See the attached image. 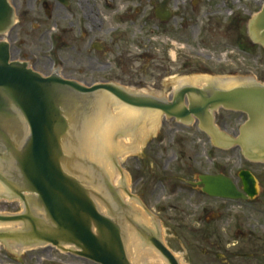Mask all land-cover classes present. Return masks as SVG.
<instances>
[{"label": "water", "instance_id": "1", "mask_svg": "<svg viewBox=\"0 0 264 264\" xmlns=\"http://www.w3.org/2000/svg\"><path fill=\"white\" fill-rule=\"evenodd\" d=\"M10 1L0 0V36L15 26ZM262 8L249 31L264 44ZM157 17L167 19L158 11ZM12 59L11 43L0 41V199H19L25 208L0 212V243L9 251L52 245L97 264H182L132 191L124 165L158 132L160 115L185 124L196 119L212 147L238 146L244 158L264 161V84H185L167 100L114 84L44 78ZM221 107L248 115L240 138L216 126ZM240 176L244 192L224 174L200 175L197 185L210 197L254 199V175Z\"/></svg>", "mask_w": 264, "mask_h": 264}, {"label": "rangeland", "instance_id": "2", "mask_svg": "<svg viewBox=\"0 0 264 264\" xmlns=\"http://www.w3.org/2000/svg\"><path fill=\"white\" fill-rule=\"evenodd\" d=\"M42 1L11 0L12 5L18 8L20 25L23 26L21 29L15 28L4 39L11 42L14 60L30 61L28 58H36L38 64L33 66L37 71L49 74L55 63L54 60L65 58V54H55V57H52L53 47L48 44L46 37L33 35L32 28L25 29L27 23L29 25L36 23L35 17L39 12L44 13L40 8ZM49 1L53 3L56 0ZM79 1L81 3L82 0H74L73 6H78L76 4ZM88 1L98 8L100 18L98 27L102 30L96 38L107 48L108 29L112 27L110 17L115 10L117 12L127 10L134 23L133 35H130V47L135 55L141 52L145 43L148 44L151 52L159 56L165 42L169 43L172 40L169 35L170 27L159 24L155 14L152 13L153 1L159 0ZM235 2V6L241 2V7L245 11L251 10L245 12L247 21L251 20L264 4V0ZM255 4L256 7L253 6ZM59 9L62 10L61 7ZM231 9L232 6L225 13L223 12V18L231 17ZM233 32V36L221 40V45L210 46L196 44L192 34L187 33L193 41L186 42L183 39L176 43V47L183 48L181 52L186 58L191 59V56H194L192 59L211 67L215 72L211 73L210 77L254 78L263 84L264 47L250 41L247 42L249 52H245L234 43H229V39L236 40L237 32L235 30ZM144 36L148 41L143 38ZM173 48L174 46L171 50ZM96 53L94 52L93 55ZM171 57L170 59L175 62L174 49ZM103 59L106 57L103 56ZM78 62L81 61L76 60L77 68L81 65ZM142 64L146 63L137 62L136 67L144 70L145 65ZM198 75L201 73L195 72L185 77L196 78ZM176 78H173L171 83L168 82L170 84L163 82L161 86L149 85L137 90L163 96L176 86L174 82L179 80ZM86 79L90 80V78ZM147 80L150 81V78L148 77ZM218 120L219 130L223 131L221 122H227L226 132L231 135L238 133L244 123L237 119L235 113L225 110H221ZM160 124L156 136L143 145L140 154L124 160V165L132 191L148 211L161 222L164 243L184 264H264V162H251L244 158L240 149L236 147L230 150L212 147L207 134L197 130V126L186 127L176 120L167 118L162 119ZM245 169L258 180L256 185L258 193L255 196L256 200L253 201L233 202L211 199L202 192V189L190 184L197 182L200 174L224 173L241 187L239 173ZM21 211L22 208L17 201L0 203V212L13 214ZM206 220L208 222H204ZM250 232H253L255 237L249 236ZM204 250L206 253L203 254ZM21 253H12L4 245L0 246V264H96L73 254L58 251L52 246Z\"/></svg>", "mask_w": 264, "mask_h": 264}, {"label": "flooded vegetation", "instance_id": "3", "mask_svg": "<svg viewBox=\"0 0 264 264\" xmlns=\"http://www.w3.org/2000/svg\"><path fill=\"white\" fill-rule=\"evenodd\" d=\"M73 1L56 0L50 3L49 0H43L40 8L44 13H38L35 17V24L27 23L25 25V29L32 28L33 35L38 34L40 38L46 37L48 44L53 47L52 57L61 53L66 56L54 60L55 63L49 74L37 71L33 66L38 64L36 58H28L30 61L20 60L29 64L30 68L44 77H60L64 80L75 81L82 86L120 84L126 88L135 89L149 85L161 86L163 82L171 83V80L176 76V79L180 80L195 72L203 75L215 72L211 67L192 59L194 56H191V59L183 56L181 52L183 48L176 47V43L183 39L186 42L195 39L196 44L200 46L221 45V40L233 36L235 30L237 32L236 40L229 39V43H234L237 47H246L250 41L255 45L259 44L256 39L252 38L251 31H249L251 20L247 21L244 16L247 15L246 11L251 10L245 11L241 7V2L235 6L237 0H159L153 1L151 7L157 20V11L167 18V21L159 19L158 22L162 26L170 27L169 35L172 40L169 43L165 42L159 56L151 52L148 44L145 43L141 52L135 55L130 47V35H133L132 24L134 23L127 14V10L126 12L120 10L112 12L110 17L112 27L108 29L109 46L107 48L96 38L102 30L98 27V21H100L98 8L91 5L88 0H82L81 3L79 1L76 4L78 6H73ZM109 6L111 5L109 4ZM230 6L233 7L230 10L232 11L231 17L223 18V12L225 13ZM253 6L256 7V4ZM60 7L62 10L59 9ZM17 19H19L18 8ZM20 23L21 19L18 20L15 28L21 29L23 25L21 26ZM145 25H147L146 21ZM187 33L192 34L191 40ZM143 38L148 41L147 37ZM172 46H174L176 54L175 62L170 59L173 52ZM94 52L97 53L93 55ZM103 56L106 59H103ZM78 59L81 61V63L78 62L81 65L77 68L75 63ZM137 62L146 63L142 64L145 65L144 70L141 67H136ZM148 77L150 81L147 80ZM86 78H90V80L88 81ZM164 96L172 99L174 97L173 90L171 89ZM220 113L221 110L216 114L217 124L220 123L218 120ZM235 115L243 122L247 119L244 114L235 112ZM25 125L27 124L25 123ZM221 125L227 129V122H221ZM195 126L200 128V123L198 122ZM235 135L237 136L238 133ZM193 185L195 184L193 183Z\"/></svg>", "mask_w": 264, "mask_h": 264}, {"label": "bare ground", "instance_id": "4", "mask_svg": "<svg viewBox=\"0 0 264 264\" xmlns=\"http://www.w3.org/2000/svg\"><path fill=\"white\" fill-rule=\"evenodd\" d=\"M212 82H214V83H216L217 85H226V86H229V84L231 83V82H233V83H235L236 81L234 80V79H229V80H223V79H212V78H210V77H203V76H197L196 78H192V79H189V78H185L184 80H182L181 82H180V85L181 84H185V83H189V84H192V85H198L199 87H202V86H204V85H206L207 83H212ZM142 92H146V91H143V90H141ZM154 136H156V133L154 134ZM153 136V137H154ZM153 137H151V138H153ZM150 138V139H151ZM150 139H148L147 141H145L144 142V144L146 143V142H148ZM143 144V145H144ZM8 248H9V246H8ZM12 253H15V248L14 249H12V250H10ZM18 254H22V253H18ZM178 259L180 260V262L182 263V264H184L183 263V261L178 257Z\"/></svg>", "mask_w": 264, "mask_h": 264}, {"label": "trees", "instance_id": "5", "mask_svg": "<svg viewBox=\"0 0 264 264\" xmlns=\"http://www.w3.org/2000/svg\"><path fill=\"white\" fill-rule=\"evenodd\" d=\"M233 256H235V257H236V255H233ZM237 256H240V255H237Z\"/></svg>", "mask_w": 264, "mask_h": 264}]
</instances>
